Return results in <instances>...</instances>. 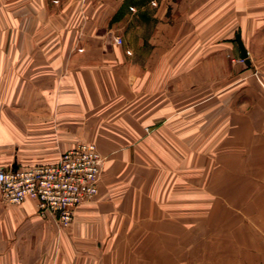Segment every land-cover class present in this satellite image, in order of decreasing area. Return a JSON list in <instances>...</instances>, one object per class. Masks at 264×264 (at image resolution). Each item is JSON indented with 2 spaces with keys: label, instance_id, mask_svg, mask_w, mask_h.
Wrapping results in <instances>:
<instances>
[{
  "label": "crops",
  "instance_id": "crops-1",
  "mask_svg": "<svg viewBox=\"0 0 264 264\" xmlns=\"http://www.w3.org/2000/svg\"><path fill=\"white\" fill-rule=\"evenodd\" d=\"M0 17H14L20 33L0 40V170L56 163L80 143L108 155L103 145L136 142L139 130L181 112L184 90L197 94L212 66L235 62L237 35L244 64H264V0H0ZM110 193L99 186L62 234L34 199L0 200V264H138L127 242L146 236H103L121 212ZM169 237L159 236L158 251L147 237L141 264H179L168 261ZM171 251L177 258L183 245ZM238 264H264L263 229L239 236Z\"/></svg>",
  "mask_w": 264,
  "mask_h": 264
},
{
  "label": "rangeland",
  "instance_id": "rangeland-1",
  "mask_svg": "<svg viewBox=\"0 0 264 264\" xmlns=\"http://www.w3.org/2000/svg\"><path fill=\"white\" fill-rule=\"evenodd\" d=\"M14 20L0 17V40L20 39ZM212 68L213 79L199 80L197 94L184 90L181 112L139 130L136 142L103 145L108 155L94 144L103 160L98 187L112 191L121 211L103 236H146L127 242L130 261L142 263L147 237L158 251L159 236H177L167 240L171 263L238 264L239 236L264 232V64L246 66L238 56ZM206 70L200 65L199 76ZM175 243L183 245L177 258Z\"/></svg>",
  "mask_w": 264,
  "mask_h": 264
},
{
  "label": "built area",
  "instance_id": "built-area-1",
  "mask_svg": "<svg viewBox=\"0 0 264 264\" xmlns=\"http://www.w3.org/2000/svg\"><path fill=\"white\" fill-rule=\"evenodd\" d=\"M102 161L93 143H80L61 153L56 163L0 170V200L20 204L34 199L40 217L51 216L66 228L76 209L96 197Z\"/></svg>",
  "mask_w": 264,
  "mask_h": 264
},
{
  "label": "water",
  "instance_id": "water-1",
  "mask_svg": "<svg viewBox=\"0 0 264 264\" xmlns=\"http://www.w3.org/2000/svg\"><path fill=\"white\" fill-rule=\"evenodd\" d=\"M235 40H236V42L238 44V47H239V50H240V58L242 60H244V62H245L246 65H249V62L247 60L246 50L244 49V46H243V44H242V42L240 40V36L237 35L236 38H235Z\"/></svg>",
  "mask_w": 264,
  "mask_h": 264
},
{
  "label": "bare ground",
  "instance_id": "bare-ground-1",
  "mask_svg": "<svg viewBox=\"0 0 264 264\" xmlns=\"http://www.w3.org/2000/svg\"><path fill=\"white\" fill-rule=\"evenodd\" d=\"M247 182V181H246ZM238 185V184H237ZM241 185V184H240ZM259 186V185H258ZM228 191V190H227ZM242 192V191H241Z\"/></svg>",
  "mask_w": 264,
  "mask_h": 264
}]
</instances>
